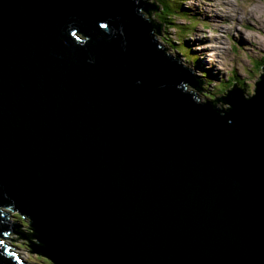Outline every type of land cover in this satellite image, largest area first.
<instances>
[{
  "label": "water",
  "instance_id": "1",
  "mask_svg": "<svg viewBox=\"0 0 264 264\" xmlns=\"http://www.w3.org/2000/svg\"><path fill=\"white\" fill-rule=\"evenodd\" d=\"M151 8L0 0V264H264V68L218 108Z\"/></svg>",
  "mask_w": 264,
  "mask_h": 264
},
{
  "label": "rangeland",
  "instance_id": "2",
  "mask_svg": "<svg viewBox=\"0 0 264 264\" xmlns=\"http://www.w3.org/2000/svg\"><path fill=\"white\" fill-rule=\"evenodd\" d=\"M221 2H224L225 6H223ZM176 3H178L182 9L187 10V15L185 18L182 17L175 20V22L179 24V28L176 30L173 26L169 25V29L168 27L167 29L164 28V32H160V35L156 37L158 41L172 50L175 49V46L179 47L189 59H191L190 57L193 55L194 46H198V51L199 48H203L204 52L193 55L195 56L193 57L194 63H190V61L188 63L190 71L198 79L200 78L199 80L201 82L204 81L203 84L210 90L211 99L218 100L233 86L241 88L243 92L246 91V96L253 95L256 82L262 72L261 68L264 66V64L262 65V63L258 62L261 57H264V46L260 44L261 41H264V27H258L260 21H258L252 13L258 15L257 10L259 7L264 10V0H215V2H210V0H177ZM216 4L219 5L220 10L230 12L228 15L232 16L233 14V18H225V16L220 13L221 11H218ZM165 9V13H170L167 7ZM154 10L155 9L152 11ZM171 10L173 11V8H171ZM197 10H202V14ZM206 10L208 17L213 16L214 18H218V20L220 19V21L223 22L222 25H218V23L214 22V18H206ZM188 17L191 21L195 19L198 21L192 23L188 21ZM223 17L224 19H222ZM155 21H157L156 23L159 22L158 20ZM182 29L189 31L184 37L180 36L179 31ZM243 34H245V36L249 34L255 42L249 37H246L251 40L250 44H240L237 37L241 38ZM180 38L185 42V45L177 40ZM165 39L168 41L166 44L163 42ZM169 40H171L172 43L169 42ZM199 40H201L199 44L196 45L193 43ZM217 42L223 43L221 44L223 45L221 49L218 48ZM247 42L249 41H242L241 43ZM188 45L192 46L189 48ZM254 46H257V49H255ZM180 55L183 56L182 54ZM200 57L202 61H199ZM205 59L207 60L203 61ZM197 60L200 64L198 65L199 68L196 69ZM214 61L217 62L216 70L207 69L209 66H215L213 65ZM262 61L264 62V59ZM198 69L200 72H197ZM201 69L203 70L201 71ZM204 71H209L211 74V76L205 75L211 78L208 80L209 82L200 76ZM214 72H217V74H214ZM225 81H229L228 87L223 84ZM215 105L218 108L220 106V109L228 106L221 101H217ZM8 216L19 222L22 231H30V226L21 216L14 212H10ZM31 243L32 241H27V245ZM5 245L12 247L19 256L30 263L49 264L45 263L41 255L28 248L26 245L15 241H5Z\"/></svg>",
  "mask_w": 264,
  "mask_h": 264
},
{
  "label": "trees",
  "instance_id": "3",
  "mask_svg": "<svg viewBox=\"0 0 264 264\" xmlns=\"http://www.w3.org/2000/svg\"><path fill=\"white\" fill-rule=\"evenodd\" d=\"M177 0H148V4L150 6L153 7V9H155L154 11H152L153 9L151 8L150 10H148V13L145 14V16L150 20V21H155V20H158L159 22L156 23L157 21H155L156 24H158V29L157 31H154L155 33V36L157 37L158 35H160L159 33L160 32H164L165 29H167L168 25L169 26H173L174 29L176 30L177 28H179V24L177 22H175V20L177 18H185L186 17V13H187V10H184L180 7V5L178 3H176ZM182 4V3H181ZM168 8V10L170 11V13H165L166 12V9L165 8ZM173 8V11L171 10V8ZM167 10V11H168ZM174 12V13H173ZM156 19H155V18ZM155 19V20H154ZM188 21L192 22V23H195L197 22L198 20L195 19L193 21H191V19L188 17ZM154 23V24H155ZM192 26V25H190ZM165 28V29H164ZM169 29V27H168ZM183 31V32H182ZM180 36L181 37H184L185 35H187V33L189 31L187 30H180ZM180 41L181 44L185 45V42L182 40V38L180 39H177ZM163 42L168 43V41L163 40ZM169 42L172 43L171 40H169ZM189 46V45H188ZM190 48V47H189ZM177 53L179 54H182L183 56L185 55V53L182 51V49H180L179 47H176L175 46V49H174ZM194 57V56H193ZM193 57L191 56L190 58L192 59H189V57L187 58L185 56V60L187 62L190 61V63H194V60H193ZM264 59V57H263ZM263 59H260V63H262V65L264 64V62L262 61ZM204 75H209L211 76V74L209 73V71H204L203 73L200 74L201 78H204L203 76ZM225 86L227 87L228 84H225ZM41 257H44V256H41ZM43 260H45V263H50V260H47L45 257L43 258Z\"/></svg>",
  "mask_w": 264,
  "mask_h": 264
},
{
  "label": "bare ground",
  "instance_id": "4",
  "mask_svg": "<svg viewBox=\"0 0 264 264\" xmlns=\"http://www.w3.org/2000/svg\"><path fill=\"white\" fill-rule=\"evenodd\" d=\"M212 1H214L215 2V0H210V2H212ZM221 4L223 5V6H225L224 5V2H221ZM215 6V5H214ZM216 7L218 8V11H221L220 13L223 15V16H225V18H233V14H232V16L231 15H228L230 12H226L225 10H220L219 9V5H217L216 4ZM207 9V8H206ZM197 11H199L201 14H202V10H197ZM217 11V12H218ZM258 15L256 14V13H252V15H254L255 17H256V19H258V21H260V23L258 24V27H260V28H262V27H264V10L261 8V7H259L258 8ZM208 17V15H207V10H206V18ZM216 17H217V15H216ZM209 19H212V18H214L213 16L212 17H208ZM222 19H224V17L222 18ZM214 22H216V23H218V25H222V23L223 22H221L220 21V19L218 20V18H214ZM226 20V19H225ZM229 22V21H228ZM155 34V33H154ZM159 36V35H158ZM156 37V36H155ZM246 37H249L252 41H254L250 36H249V34H247V36H245V34H243L242 36H241V38L240 37H237L238 38V41L240 42V44H242V45H246V44H250V42H251V40L250 39H247ZM200 41L201 40H199V41H194L193 43L194 44H199L200 43ZM242 41H249V42H247V43H241ZM255 42V41H254ZM263 42L264 41H261L260 42V44L262 45V46H264L263 45ZM221 44H223L222 42L220 43V42H217V46H218V48H220L221 49V47L223 46V45H221ZM203 45V44H202ZM214 45V44H213ZM192 46V45H191ZM191 46H189V47H191ZM198 46H194V48L195 49H193L194 50V52L192 53V50H191V53L193 54V55H196L197 53H199V52H204V50H203V48H199V51H198V48H197ZM213 48H215V47H213ZM254 48L255 49H257V46H254ZM202 50V51H201ZM206 51V50H205ZM193 55H191L192 57H193ZM184 57H185V55H184ZM195 57V56H194ZM263 57H261V59H262ZM207 59H205V60H203V61H206ZM199 61H202V59H201V57H200V59H199ZM260 61V59L258 60V62ZM197 64H196V66H195V68L197 69V68H199V64H200V62H196ZM213 65H215V66H209V67H207V69L208 68H210V69H212L213 71H215L216 70V68H217V62L216 61H214L213 62ZM203 69H201V71H202ZM198 71L200 72V70L198 69ZM214 74H217V72H214ZM204 77V79L207 81V82H209L208 80L209 79H211L210 77H207V76H203ZM223 84H228L229 85V81H225ZM228 87V86H227ZM223 98H224V96H223ZM227 109V108H226ZM10 213V212H9ZM30 245H33V241H32V243L30 244ZM9 250L12 252V253H17V252H15L14 250H13V248L12 247H10L9 246ZM18 254V253H17Z\"/></svg>",
  "mask_w": 264,
  "mask_h": 264
},
{
  "label": "clouds",
  "instance_id": "5",
  "mask_svg": "<svg viewBox=\"0 0 264 264\" xmlns=\"http://www.w3.org/2000/svg\"><path fill=\"white\" fill-rule=\"evenodd\" d=\"M156 39H157V38H156ZM197 61H198V60H197ZM263 68H264V66L261 68L262 71H263ZM197 72H199V71H197ZM261 73H262V72H261ZM261 73H260V75H261ZM213 77H214V76H213ZM199 79H200V78H199ZM203 82H204V81H202V83H203ZM233 87H237V86H233ZM233 87H231V88H229V89H232ZM229 89H228V90H229ZM228 90H227V92H228ZM227 92L224 93V96L227 94ZM222 97H223V96H222ZM222 97H221V98H222ZM219 99H220V98H219ZM219 99H218V100H213V99L210 98V100L213 101L215 104H216L217 101H220ZM219 108H221V107L219 106ZM223 108H224V107H223ZM225 108H228V106L225 107Z\"/></svg>",
  "mask_w": 264,
  "mask_h": 264
}]
</instances>
